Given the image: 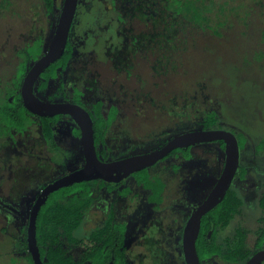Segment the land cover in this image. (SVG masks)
I'll return each instance as SVG.
<instances>
[{
  "label": "rangeland",
  "instance_id": "374dc122",
  "mask_svg": "<svg viewBox=\"0 0 264 264\" xmlns=\"http://www.w3.org/2000/svg\"><path fill=\"white\" fill-rule=\"evenodd\" d=\"M20 1L14 0L17 4ZM121 1L127 22L118 18L111 0H80L70 34L72 56L39 96L51 101L49 97L59 94L57 100L67 101L64 97H72L74 87L81 84L85 86L82 99L87 103L102 97L120 100L125 109L123 121H116L108 129L99 146L109 153L108 159L155 150L178 133L203 128L206 113L216 110L219 122L215 128L231 130L236 135L241 131L249 138L240 155V166L246 167L249 181L237 180L233 184L231 189L242 197L241 204L230 222L219 226L217 241L224 254H231L243 228L248 231V245L256 248L255 241L264 230V149L257 148L264 138L262 11L253 10L252 15L243 19L228 21L234 25L224 36L225 42L209 26L205 36L199 32L198 39L184 38L181 54L168 50L167 57L173 58L172 72L165 81L171 80L172 91L175 88L181 91V87L195 89L183 96L164 91L155 98L154 92L167 87L155 75L152 80V71L165 70L168 60L161 52L156 54L153 47L150 48L153 55L145 59L140 49L161 43L157 21L152 19L156 27L150 29L143 21V17L152 18L156 14L151 7H134L133 0H127L129 4ZM63 2L55 0V9L48 10L43 0H28L24 18H17L19 21L15 23L11 18L5 20L10 31L1 36L2 89L13 84L16 62L20 59L18 50L38 37L43 39L45 51L48 49ZM142 36L147 39L142 40ZM209 38L214 44H203ZM192 70L193 73H187ZM144 78L147 80L143 81ZM169 98L173 106L167 108L165 100ZM142 105L143 113L136 114ZM34 118L25 132H15V138L0 140V264H30L28 251L21 249V244L34 202L46 184L85 161L81 136L73 132L77 124L69 114H63L56 125L55 141L60 148L56 153L44 138L40 117ZM181 152L173 153L150 169L167 184L164 201L159 203L161 209H155L157 202L149 199L151 190L133 181L122 185L133 186L126 194L120 193V188L109 191L100 180L92 181L93 200L76 233L88 235L113 213L114 220L128 224L126 264H186L182 240L185 224L216 183L226 154L219 140L194 143L190 159ZM251 182L259 186L251 187ZM78 249L82 251L83 247ZM76 257L80 258L79 253ZM213 257V264L243 263Z\"/></svg>",
  "mask_w": 264,
  "mask_h": 264
},
{
  "label": "trees",
  "instance_id": "16d2710c",
  "mask_svg": "<svg viewBox=\"0 0 264 264\" xmlns=\"http://www.w3.org/2000/svg\"><path fill=\"white\" fill-rule=\"evenodd\" d=\"M134 7L141 5L142 7H151L156 14L154 17H143V21L150 25L148 29L153 26L152 19L157 21V28L159 33L158 39L161 43H155V45L142 47V56L151 58L150 48L153 47V51L156 54L160 52L164 55H169L168 50H174V54H181L185 46L182 40L189 36L199 38V32L201 36H205L208 33L209 26L212 28L214 35H219L225 42L227 33L232 30L233 23H227L230 20L243 19L245 16L252 15V11H262L264 15V0H133ZM48 10L55 9V0H43ZM114 8V12L121 21L127 22V18L123 14V9L120 7L121 0H111ZM129 4V1L126 0ZM240 3H242L240 5ZM31 4V3H30ZM245 9L241 10L243 6ZM259 7V9H257ZM29 8L28 0L20 1L19 4L14 0H0V47L1 36L7 34L10 30L7 27V18L14 19V23L17 18H24V15ZM246 11V12H245ZM6 20V21H5ZM264 20V19H263ZM228 24V26H227ZM74 25V24H73ZM221 26V27H220ZM13 27V26H12ZM214 27V28H213ZM224 27V28H223ZM220 28V29H219ZM168 29L167 32L165 30ZM225 29V31H223ZM210 30V29H209ZM225 34H222V32ZM71 34V33H70ZM213 35V33H211ZM264 37V30L262 31ZM143 39H147V36H142ZM138 39V38H137ZM43 39L38 37L28 42L22 50H18L17 56L20 58L16 64V71L12 77V86L2 89L0 83V140L8 137L15 138V132L23 133L27 130L35 121L32 112L23 101L21 94V86L24 77L28 70L31 68V62H35L45 52ZM214 41L211 38L206 39L203 42L208 44ZM260 43V41H259ZM161 46V48H160ZM180 50V52H179ZM73 45L68 40L65 51L56 58L51 64H49L41 73L37 79V86L35 92L39 96V92L46 89L51 80L59 76L60 70L64 69L72 56ZM179 52V53H178ZM1 55V51H0ZM168 61L165 63L164 69H153L152 80L154 75L161 83L167 88L163 87L158 89L160 84L156 85L158 89L154 92L155 98L161 96L164 91H170L172 95L178 93L185 95V93L193 91L195 89L181 87V91L177 88L171 87V80L165 81L168 74L172 72V56L166 58ZM152 62V61H151ZM186 70H183V72ZM187 73H193L187 71ZM1 78V75H0ZM164 79V80H162ZM147 80L144 78L143 81ZM198 86L197 82L196 85ZM63 87V86H62ZM143 88H146L143 86ZM20 89V90H19ZM63 89V88H62ZM19 90V91H18ZM163 90V91H162ZM64 91V90H62ZM75 93L72 97L65 96V100H73L87 108L94 121L95 129V142L98 149V154L102 159L107 160L109 153L100 150V143L106 137L108 129L115 125L116 121H123L124 105L120 100L116 98L108 99L102 97L96 98L90 103H87L82 99V95L85 92V86L76 85L74 87ZM188 94V93H187ZM51 96L48 99L57 100V96ZM171 95V96H172ZM147 100V99H146ZM167 108L173 106L170 98L165 100ZM147 104V101H144ZM166 108V107H165ZM136 114L143 113V105L138 108ZM41 126L44 138L52 151L56 153L59 148L55 141V126L60 120L61 114L55 115H40ZM219 115L216 110H210L206 113L205 119L202 121L203 128H212L218 124ZM76 135H80L81 131L78 126L73 130ZM237 137L241 149L246 147L248 142V136L243 132H238ZM221 144L225 147V142L221 140ZM258 150L264 149V138H262L258 145ZM184 150L187 157L191 156L189 148H178ZM56 158V157H55ZM247 169L242 167L240 169V176L244 177ZM137 181L143 184L144 187L151 190L149 199L157 202L155 207L161 208L163 198V191L166 187V182L162 177L154 175L149 168H143L136 171L133 174ZM92 179H84L76 181L72 184H68L52 191L47 200L41 206L37 215V241L41 252V257L46 264H125L126 263V249L124 247V239L126 234L127 225L125 222L114 220L113 213H109L105 223L88 232V235H82L76 233V230L83 221L84 212L90 206L93 200L91 194ZM109 189H115L119 186V183L112 184L107 183ZM128 191L127 188L121 190L122 194ZM232 190H228V193L224 197L223 201L212 208L207 214L203 216L202 228L197 238V250L201 260L208 259L212 256H223L229 261L247 260L252 248L248 245L246 229H242L238 232L239 239L234 242V250L231 254H224L222 245L217 241L218 225H226L232 219L238 207L241 204V200L235 197ZM264 205V199L262 200ZM213 227L211 236L208 235L209 228ZM27 230V229H26ZM264 233V230H263ZM262 234H260L259 246H261ZM83 247L80 251L78 248ZM21 249L28 251V260L30 264H35L32 255L28 248L27 234L21 244ZM79 253L80 258H77Z\"/></svg>",
  "mask_w": 264,
  "mask_h": 264
},
{
  "label": "water",
  "instance_id": "95a60500",
  "mask_svg": "<svg viewBox=\"0 0 264 264\" xmlns=\"http://www.w3.org/2000/svg\"><path fill=\"white\" fill-rule=\"evenodd\" d=\"M78 4L79 0H64L52 42L43 55L32 64L21 86L24 104L35 114L55 115L64 113L69 114L74 119L81 131L85 157L82 166L44 186L30 210L27 240L34 263L46 264L41 257L37 241L36 222L41 206L52 191L84 179L103 178L115 181L156 163L175 148L189 146L196 142L223 140L226 159L222 174L208 197L190 215L183 232V251L186 264H202L196 243L201 229L202 217L224 198L231 186L240 163L238 137L231 130L224 128L193 129L176 135L158 149L119 159L102 160L97 152L94 121L89 110L76 102L48 101L42 99L35 92V84L42 71L65 51ZM263 260L264 249H261L249 257L245 264H261Z\"/></svg>",
  "mask_w": 264,
  "mask_h": 264
},
{
  "label": "flooded vegetation",
  "instance_id": "af4514ba",
  "mask_svg": "<svg viewBox=\"0 0 264 264\" xmlns=\"http://www.w3.org/2000/svg\"><path fill=\"white\" fill-rule=\"evenodd\" d=\"M79 5H80V0H79V4H78V7H77V11H78V8H79ZM77 11H76V15H77ZM75 18H76V16H75ZM74 22H75V19H74ZM74 22H73V24H74ZM73 24H72V27H73ZM71 30H72V28H71ZM70 33H71V31H70ZM69 38H70V35H69ZM36 86H37V81H36V84H35V88H36ZM43 99V98H42ZM52 101V100H51ZM53 101H60V100H53ZM67 101H71V102H74V101H72V100H67ZM77 103V102H76ZM64 114V113H63ZM63 114H61V116L63 115ZM37 115V114H36ZM37 116H40V115H37ZM61 118V117H60ZM76 123V122H75ZM57 124H58V122H57ZM56 124V125H57ZM77 124V123H76ZM78 126V125H77ZM215 126V125H214ZM212 127V128H215V127ZM75 128V127H74ZM74 128H73V130H74ZM55 129H56V126H55ZM201 129H205V128H201ZM209 129V128H208ZM186 131H189V130H186ZM186 131H183V132H186ZM183 132H181V133H183ZM178 134H180V133H178ZM177 134V135H178ZM79 136H81V134L79 135ZM176 136V135H175ZM174 136V137H175ZM237 136V135H236ZM173 138V137H172ZM170 140V139H169ZM168 140V141H169ZM167 141V142H168ZM213 141V140H212ZM220 142H221V140H219ZM163 146V145H162ZM162 146H160V147H162ZM192 146H193V144L192 145H189V146H185V147H178V148H189V150H190V152H191V156L190 157H185V152H184V150H182V152L178 149V148H175V149H173L171 152H169L167 155H165L163 158H161V159H159L156 163H154V164H152V165H150V166H148L147 168H149V169H151L152 167H154L157 163H159L160 161H162V160H165L167 157H169L170 155H172L173 153H177V152H181L182 153V155L185 157V158H188V159H190V158H192L193 157V152H192ZM96 147H97V145H96ZM159 147V148H160ZM158 149V148H157ZM224 149H225V147H224ZM241 147H240V155H241ZM97 152H98V149H97ZM225 154H226V152H225ZM99 155V154H98ZM100 157V156H99ZM101 158V157H100ZM84 159H85V157H84ZM102 159V158H101ZM119 159V158H118ZM225 159H226V155H225ZM102 160H105V159H102ZM107 160H113V159H107ZM85 162V161H84ZM224 164H225V161H224ZM224 164H223V168H224ZM242 167H245V166H240V163H239V166H238V169H237V172H236V174H235V176H234V178H233V181H232V183H231V186H230V188L228 189V190H230L231 188H232V186H233V184L235 183V181H237V180H239V181H243V182H248L249 181V177H248V174H247V171H246V174H245V176L244 177H242V176H240V169L242 168ZM146 168V167H145ZM223 168H222V170H221V172H220V174H219V177H218V179L220 178V176H221V174H222V171H223ZM246 168V167H245ZM138 171V170H137ZM136 172V171H135ZM135 172H133L132 174H130V175H128V176H125V177H123V178H119V179H116L115 181H109V180H105V179H103V178H95V179H92V181H97V180H100L101 182H103L105 185H106V187L108 188V190L109 191H113V190H116V188L115 189H109V187H108V182L109 183H112V184H117V183H119V186L117 187V188H120V193H122L121 192V190L123 189V188H127L128 187V191L126 192V193H128L129 191H131V189H132V185L130 186V185H125V186H122V185H124V183L125 182H129V181H133V183L135 184V185H137V186H141L142 188H144V189H148V188H146V187H144L143 186V184H141V183H139L138 181H137V179H136V177L133 175ZM218 179H217V181H218ZM217 181H216V183H217ZM216 183L214 184V186L216 185ZM47 185V184H46ZM45 185V186H46ZM167 185V184H166ZM214 186H213V188H214ZM250 186L251 187H254V188H257L259 185H257V183L256 182H251L250 183ZM44 188V187H43ZM42 188V189H43ZM166 188V187H165ZM212 188V189H213ZM41 189V190H42ZM211 189V190H212ZM211 190L209 191V193H208V195L210 194V192H211ZM232 190V189H231ZM165 191V190H164ZM164 191H163V195L162 196H164ZM125 193V194H126ZM227 193H228V191H227ZM226 193V194H227ZM232 193L234 194V195H236L235 197H237L239 200H242L241 198L242 197H240V196H238V194L234 191V190H232ZM208 195L205 197V199L208 197ZM226 196V195H225ZM224 196V197H225ZM204 199V200H205ZM224 199V198H223ZM223 199L216 205V206H218L222 201H223ZM203 200V201H204ZM246 200V199H245ZM164 201V200H163ZM162 201V202H163ZM202 201V202H203ZM243 201H244V198H243ZM161 202V203H162ZM155 203V202H154ZM202 204V203H201ZM155 205H156V203L154 204V208L155 209H161V208H156L155 207ZM200 205V204H199ZM198 205V206H199ZM162 206V205H161ZM197 206V207H198ZM215 206V207H216ZM196 207V208H197ZM214 207V208H215ZM195 208V209H196ZM212 210V209H211ZM210 211V210H209ZM208 211V212H209ZM207 212V213H208ZM193 213V212H192ZM206 213V214H207ZM205 215V214H204ZM203 215V216H204ZM235 215V214H234ZM234 217V216H233ZM232 217V218H233ZM202 219H203V217H202ZM264 219V218H263ZM119 221V220H118ZM29 222V221H28ZM122 222H125L126 223V225H127V229H128V224H127V222L126 221H122ZM230 222V221H229ZM228 222V223H229ZM186 225V224H185ZM219 226H223V225H218V229H219ZM185 228V227H184ZM201 228H202V221H201ZM127 229H126V234H125V239H124V245H125V241H126V236H127ZM241 229H243V228H241ZM200 231H201V229H200ZM183 232H184V230H183ZM212 232H213V227H211V228H209V232H208V235L209 236H211V234H212ZM217 237H218V235H217ZM262 241H261V246H259V242H260V236L257 238V240L255 241V246H256V248H254V249H252V251H251V255H250V257L254 254V253H256L257 251H259V250H261V249H264V234L262 235ZM182 240H183V235H182ZM126 252H127V249H126ZM213 256L212 257H210V258H208V259H204V260H202V264H213ZM126 260L128 261V254L126 253ZM127 261H126V263H127ZM184 261H185V256H184ZM243 261V263L242 264H245V262H246V260H244V259H242V260H239V261H234V262H242ZM125 263V264H126ZM185 263H186V261H185ZM264 263V260L261 262V264H263Z\"/></svg>",
  "mask_w": 264,
  "mask_h": 264
}]
</instances>
